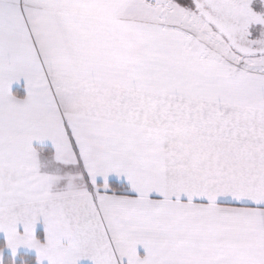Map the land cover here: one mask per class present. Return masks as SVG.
I'll list each match as a JSON object with an SVG mask.
<instances>
[{
    "label": "snow or ice",
    "instance_id": "obj_1",
    "mask_svg": "<svg viewBox=\"0 0 264 264\" xmlns=\"http://www.w3.org/2000/svg\"><path fill=\"white\" fill-rule=\"evenodd\" d=\"M0 264H264V0H0Z\"/></svg>",
    "mask_w": 264,
    "mask_h": 264
}]
</instances>
